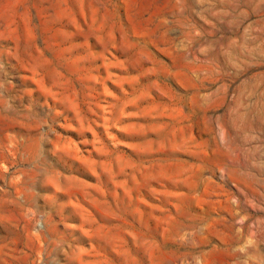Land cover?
I'll use <instances>...</instances> for the list:
<instances>
[{"label": "rangeland", "instance_id": "rangeland-1", "mask_svg": "<svg viewBox=\"0 0 264 264\" xmlns=\"http://www.w3.org/2000/svg\"><path fill=\"white\" fill-rule=\"evenodd\" d=\"M0 264H264V0H0Z\"/></svg>", "mask_w": 264, "mask_h": 264}]
</instances>
